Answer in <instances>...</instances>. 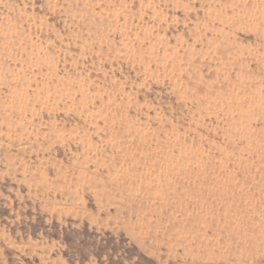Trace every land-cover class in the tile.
Returning a JSON list of instances; mask_svg holds the SVG:
<instances>
[{
	"label": "rangeland",
	"instance_id": "rangeland-1",
	"mask_svg": "<svg viewBox=\"0 0 264 264\" xmlns=\"http://www.w3.org/2000/svg\"><path fill=\"white\" fill-rule=\"evenodd\" d=\"M0 264H264V0H0Z\"/></svg>",
	"mask_w": 264,
	"mask_h": 264
}]
</instances>
